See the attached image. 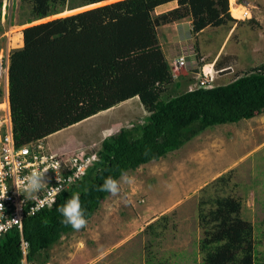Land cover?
<instances>
[{"label":"trees","instance_id":"16d2710c","mask_svg":"<svg viewBox=\"0 0 264 264\" xmlns=\"http://www.w3.org/2000/svg\"><path fill=\"white\" fill-rule=\"evenodd\" d=\"M110 1L26 0L27 18L19 23L32 24L100 4L23 30V46L11 52L9 62L18 145L51 136L136 97L149 113L142 123L104 139L98 160L82 181L62 193L51 208L25 219L24 237L30 243V259L36 262L43 251L76 231L62 222L57 211L73 195L79 194L88 221L110 195L100 190L106 177L119 181L122 174L182 148L207 129L251 120L264 111V65L227 85L163 97L174 74L158 28L188 18L194 34L229 25L235 22L229 0ZM172 2L178 6L154 14ZM2 6L0 0V10ZM221 182L226 185L228 177L217 181ZM242 209V201L230 196L218 195L200 204L204 230L200 264H264L254 225L242 218ZM154 227L150 224L146 230ZM20 239L17 229L0 239V264H21Z\"/></svg>","mask_w":264,"mask_h":264},{"label":"rangeland","instance_id":"374dc122","mask_svg":"<svg viewBox=\"0 0 264 264\" xmlns=\"http://www.w3.org/2000/svg\"><path fill=\"white\" fill-rule=\"evenodd\" d=\"M114 1L117 0L110 2ZM99 5L19 25L27 18L30 5L26 0H3L0 55L8 49L13 51L23 46L25 28ZM229 5L235 22L211 27L199 36L195 37L187 21L180 25L167 24L157 30L160 43H167L166 56L171 62L183 44L185 52L189 45L193 47L197 60L200 53L205 56L208 48L211 55L206 61L223 46L225 53L219 62H225L227 70L220 73L207 67V71L213 70L215 75L214 86L227 85L264 65V0H229ZM169 7L154 14L160 15V11ZM234 9L239 11V18L233 15ZM186 65L180 69L173 67L174 71L179 69L175 72L177 77L200 78L189 74ZM184 83L180 89L174 83L169 85L163 97L198 87L190 84L187 87ZM148 115L139 99L129 100L55 133L47 138L48 146L55 152L66 151L68 156L86 154L91 157L99 151L104 139L116 135L122 128L142 123ZM223 176L229 179L226 185L217 183ZM124 177L119 180L118 193L111 194L103 203L94 221L66 234L43 251L38 264H145L154 239L155 244L161 243V248L153 263L200 264L203 255L199 246L204 230L200 226L199 206L218 195L242 201L241 216L254 225L256 248L264 258V111L251 120L207 129L182 148L142 165ZM107 216L109 220H106ZM146 224L155 227L146 230Z\"/></svg>","mask_w":264,"mask_h":264},{"label":"built area","instance_id":"2783aa9c","mask_svg":"<svg viewBox=\"0 0 264 264\" xmlns=\"http://www.w3.org/2000/svg\"><path fill=\"white\" fill-rule=\"evenodd\" d=\"M10 49L0 55V184L5 186V199L0 200L4 210L0 211V239L12 230H18L21 236V264H38L30 259V243L24 237V221L35 216L45 208H51L58 197L77 186L86 175L89 167L98 160L97 155L68 156L67 152H55L49 146L47 138L18 145L12 117L9 88ZM186 56H180L175 66L186 65ZM204 71L199 88L214 87L213 78ZM45 183L35 194L29 195L20 184L22 177L33 170H43ZM61 189L57 191L56 188ZM143 203V200L142 202ZM11 219L18 220L10 223Z\"/></svg>","mask_w":264,"mask_h":264},{"label":"clouds","instance_id":"9594fccd","mask_svg":"<svg viewBox=\"0 0 264 264\" xmlns=\"http://www.w3.org/2000/svg\"><path fill=\"white\" fill-rule=\"evenodd\" d=\"M186 60H187V57H186ZM174 66H175V64H174ZM207 67H209V66H203L202 67L200 81L203 80L204 71H205L208 73V75H210L213 78L214 83H215L216 79H215V75H213L214 69L212 70V72L207 71ZM226 70L227 69H221L219 71H220V73H222ZM214 83H213V85H214ZM198 85H199V83L196 85V87ZM214 87H216V86H214ZM197 88H199V87H197ZM197 88H194V89H197ZM194 89H191V90H194ZM95 155H97V153ZM48 170H49L48 168H45L43 170H38V169L33 170L29 175L22 177L20 180V184L23 186L24 191L29 193L30 196L37 193L43 187V185L46 184L45 183V173H47ZM121 178L122 179L125 178L123 174H122ZM56 190L60 191L61 189H59L57 187ZM100 190L109 192L112 195H116L119 191V181H117L116 179H114L111 176H108L105 178L103 185L100 187ZM5 196H6L5 186L0 184V200L5 199ZM2 210H4V206H3V204H0V211H2ZM57 211L64 218L62 222L65 225H70L74 230L78 231L81 228L85 227L87 224V220L85 218L86 209L81 204L79 194L73 195L70 199H68L65 202V204L60 206L57 209ZM16 222H18V220H15V219L10 220V223H16Z\"/></svg>","mask_w":264,"mask_h":264},{"label":"crops","instance_id":"0c3cea01","mask_svg":"<svg viewBox=\"0 0 264 264\" xmlns=\"http://www.w3.org/2000/svg\"><path fill=\"white\" fill-rule=\"evenodd\" d=\"M175 3H177V2H172V3H169V4H166V5H164V6H161V7H159V8H157V10H156V12L157 11H159V9H162V8H166V7H169V6H171V7H169L167 10H162V11H160V14H162V13H164V12H167V11H169V10H172V9H174V8H176V6H175ZM184 21H187L189 24H190V28H191V31H192V21H191V19L190 18H188V19H185V20H183V21H181V22H178L179 23V25L180 24H182ZM221 27V26H220ZM209 28H211V27H208V28H206L205 30H203L202 32H200V33H198V34H195V37L196 36H199V35H201L202 33H204L206 30H208ZM219 28V27H218ZM193 33V32H192ZM165 39V38H164ZM159 42H160V40H159ZM224 43V42H223ZM160 45H161V48H162V50H163V53H164V55H165V58H166V60L168 61V63H169V65L171 66V68H172V72H173V74H174V85H175V83H177V82H179L180 84H182L183 85V82H185L184 84L188 87V85L190 84V86L191 85H197L198 83H199V81H200V78H197L198 76L200 77L201 76V70H200V68H201V66L203 67V66H209L210 68L212 67L213 69H214V71H219V70H221V69H227L228 68V66H226V63L225 62H222V63H220L219 65H217L216 64V62L218 61L219 62V59L221 58V56L225 53V51H224V47L223 46H220V48L218 49V51H216V52H214V57L211 59V60H209V61H206V57H209L210 55H211V52L210 51H208V48H207V50H205L206 51V54H204L205 56L203 57L202 55V53H200V56H199V58H198V60L194 57V55H193V51L192 50H194L193 49V47H191L190 45L188 46V51L187 52H185L184 51V48H186L185 47V45L183 44L182 45V48H181V50H179L178 49V47L176 46V48L175 49H177V50H179V51H177L178 53H177V55H174L172 58H173V60H172V62L167 58V56H166V50H165V46H167V43L165 44H163L162 42L160 43ZM209 47V46H208ZM192 48V49H191ZM176 52V51H175ZM183 54L185 55V56H187V71H189V74H194V75H196V78H197V80H194V79H190V80H188V76H176V74H175V72L177 71V70H179V69H176L175 71L173 70V67H174V64H175V61H176V58L178 59L180 56H183ZM172 55V54H171ZM198 61V62H197ZM188 65H189V70H188ZM197 65L199 66L198 68H197ZM198 69V70H197ZM188 74V73H187ZM136 99H139L138 97H136V98H133V99H131V100H136ZM105 112V111H104ZM54 135V134H53ZM53 135H51V136H53ZM51 136H49V137H51ZM56 146V145H55ZM56 148H60V147H58V146H56ZM63 150V149H62ZM61 150V151H62ZM110 196H111V194L109 195V197L105 200V201H107V200H109V198H110ZM104 201V202H105ZM104 202H102L101 203V206H100V208L96 211V213L87 221V223L89 222V221H94V219H95V216L99 213V211H100V209H101V207L103 206V203ZM106 220H109V217L107 216L106 217ZM92 222H90V223H92ZM147 225V224H146ZM148 226V225H147ZM161 237H164L165 235H163V234H159ZM65 236V235H64ZM158 237V236H157ZM156 243V240L154 239V243H153V245H152V247H151V250L148 252V254H147V256L148 255H150V257H149V259L146 261V263L145 264H155V263H153V258L155 257L156 259L158 258L157 256H156V253H157V251H159L160 250V248H161V243H157V244H155ZM151 258V259H150ZM128 264H131V262L130 263H128Z\"/></svg>","mask_w":264,"mask_h":264},{"label":"bare ground","instance_id":"6f19581e","mask_svg":"<svg viewBox=\"0 0 264 264\" xmlns=\"http://www.w3.org/2000/svg\"><path fill=\"white\" fill-rule=\"evenodd\" d=\"M238 12H239V11H238L237 9H236V10L234 9V10H233V15H234L235 17H238V16H237V13H238ZM238 18H239V17H238Z\"/></svg>","mask_w":264,"mask_h":264}]
</instances>
